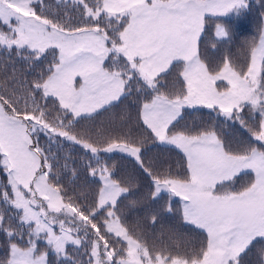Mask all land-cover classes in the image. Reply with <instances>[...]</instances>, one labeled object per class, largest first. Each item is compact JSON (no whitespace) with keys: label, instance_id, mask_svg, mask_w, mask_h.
I'll return each instance as SVG.
<instances>
[{"label":"snow or ice","instance_id":"snow-or-ice-1","mask_svg":"<svg viewBox=\"0 0 264 264\" xmlns=\"http://www.w3.org/2000/svg\"><path fill=\"white\" fill-rule=\"evenodd\" d=\"M36 3L0 0V23L7 28L0 30V46L27 52L35 64L52 56L47 72L30 85L23 107L15 93L0 94V170L7 180L0 183V201L15 213L7 220L16 223L15 229L4 228L7 220L0 211V230L7 237L0 264H50V254L68 256V245L90 249L86 264H244L248 253L264 244V34L246 68L228 57L212 67L201 59L200 44L209 19L234 16L242 22L248 0H77L84 23L75 26L38 13ZM230 23H216L215 36L230 37ZM177 66L182 87L163 90L168 86L162 81ZM218 81L226 82L223 90ZM132 93L145 96L139 119L150 138L185 155L184 176L146 167L142 139L115 136L99 147L73 134L76 118ZM37 95L51 98L64 119L50 122ZM197 106L241 125L249 109L259 122L247 144L233 146L214 128L177 127L182 110ZM40 133L50 144L63 138L92 154L99 167L89 162L87 168L102 184L91 207L64 202L66 193L49 162L55 157L46 154L50 148L40 147ZM117 151L135 159L154 196L167 192L183 201L182 219L206 232L199 247L153 248L122 223L117 213L136 195L133 182L116 179L114 168L100 158ZM241 174L254 178L236 188ZM100 216L105 219L98 224ZM109 235L126 245L115 248ZM41 241L47 250H41Z\"/></svg>","mask_w":264,"mask_h":264},{"label":"trees","instance_id":"trees-1","mask_svg":"<svg viewBox=\"0 0 264 264\" xmlns=\"http://www.w3.org/2000/svg\"><path fill=\"white\" fill-rule=\"evenodd\" d=\"M249 10L242 22H238L236 17H224L217 20L209 19L206 24L205 33L202 35L200 44L201 59L209 63L212 67L220 64L228 57L238 68H246L250 63L251 50L257 45L263 31L264 22V0H250ZM38 13L48 15V18L54 19L61 24L82 25L81 9L78 3L56 2L55 0H44L42 4L34 5ZM229 20L230 37L220 38L215 36V24L220 22L227 23ZM2 26L0 25V28ZM215 45V47H213ZM42 62L35 64L30 62L28 53L19 54L12 49L5 50L0 46V94L9 95L15 93L14 99L21 101L27 99L29 87L36 82L39 77L47 72L52 56ZM181 66H177L171 75L166 76L162 83L166 84L165 91L174 90L182 87L178 79V73ZM145 99L144 95L132 93L127 98L122 97L120 101L113 102L91 116H82L73 121V134L80 139H88L99 147L104 146L107 138L123 136L127 138L144 140L145 166H151L157 174L171 172L173 175L184 176L186 174V159L179 149L154 142L148 132L145 131L142 122L139 119L140 103ZM36 100L41 106L46 105V111L50 113L48 119L55 122L57 116L61 113L57 110V105L52 100H41L37 95ZM31 104V100H28ZM182 119L177 127L180 129H202L214 128L218 134L229 144L241 146L247 144L252 136V131L256 130L259 122V115L254 111L246 109L244 115L245 125L238 121H227L223 116L218 115L215 110L205 108L183 109ZM61 119H64L61 116ZM251 129V131H249ZM39 145L42 148L51 149L46 154L55 157L50 159L54 163L53 171L60 177V183L63 191L66 193L64 202L71 199L75 204L83 207H91L96 193L101 186L99 177L90 175L87 168L89 162L93 166L95 159L92 154L82 149L80 145L59 138V143H49L46 134L38 138ZM102 163L108 164L114 168L115 178L121 181H132L133 191L136 195L131 196L120 204L122 223L133 233L139 236L150 247L174 249L179 246L181 252L191 251L199 247L206 239V233L202 230L186 223L182 219V211L177 198H172L168 194H160L159 197L153 195L154 187L146 174L140 169L135 159L129 155L118 152L101 153ZM51 178V177H50ZM251 181V174H241L236 179V188H240ZM0 183L6 184V173L0 170ZM55 184L56 182L53 181ZM133 201L135 204L132 205ZM169 208L171 210H169ZM0 211L6 216H14L7 206L0 201ZM156 216V222H152V217ZM105 219L100 216L97 223ZM11 227L15 229L14 220H7L4 228ZM94 236V233H90ZM110 243L117 249L126 245L115 243L114 238L107 237ZM7 237L3 230H0V259L6 254ZM73 247V246H72ZM254 249L248 253L244 264H264L261 249L264 244H257ZM67 257H55L49 255L50 264H86L90 258V249L79 246L78 248L67 247Z\"/></svg>","mask_w":264,"mask_h":264},{"label":"rangeland","instance_id":"rangeland-1","mask_svg":"<svg viewBox=\"0 0 264 264\" xmlns=\"http://www.w3.org/2000/svg\"><path fill=\"white\" fill-rule=\"evenodd\" d=\"M43 1L44 0H37V3L36 4H42L43 3ZM56 2H61V3H65V2H71V3H77V0H55ZM248 1H250V0H248ZM35 5V4H34ZM0 25L2 26L1 28H0V30H3V31H7V28L2 24V23H0ZM262 34H264V22H263V31H262ZM259 41H260V39H259ZM259 41H258V43H257V45H259ZM225 85H226V82H221V81H218L217 82V86L221 89V90H223V88L225 87ZM50 100H51V98H50ZM195 108H205V109H207L206 107H203V106H197V107H195ZM186 109V108H185ZM188 109H193V108H188ZM99 111V110H98ZM254 113H256L255 111H254ZM256 114H258V113H256ZM222 116V115H221ZM45 134L44 133H40V135H39V137L38 138H41V137H43ZM163 145H165V144H163ZM168 146H172V145H168ZM172 147H175V146H172ZM180 152H182L181 150H179ZM118 152V151H117ZM118 153H120V152H118ZM183 153V152H182ZM121 154H125V155H128V154H126V153H121ZM185 156V155H184ZM185 159H186V157H185ZM254 178V175L253 174H251V180ZM101 184H102V182H101ZM161 194H168L169 195V193H167V192H162ZM172 198H177L176 200L177 201H179V204L181 205V208H180V211H182V208H183V201L179 198V197H172ZM182 213V212H181ZM186 222V221H185ZM186 223H188V222H186ZM188 224H190V223H188ZM190 225H192V224H190ZM192 226H194V225H192ZM194 227H196V226H194ZM197 228V227H196ZM199 229V228H198ZM200 230H202V229H200ZM204 233H206L204 230H202ZM40 248H41V250H47L46 249V247H45V243L43 242V241H41L40 242ZM67 247H70V248H74V247H76V248H78L79 246H73L72 247V245H68ZM254 249V251H255V253H256V248L254 247L253 248ZM56 257V256H55ZM57 258V257H56ZM263 259H264V256H263Z\"/></svg>","mask_w":264,"mask_h":264}]
</instances>
